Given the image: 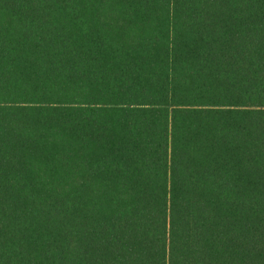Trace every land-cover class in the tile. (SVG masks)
<instances>
[{"label": "trees", "instance_id": "1", "mask_svg": "<svg viewBox=\"0 0 264 264\" xmlns=\"http://www.w3.org/2000/svg\"><path fill=\"white\" fill-rule=\"evenodd\" d=\"M0 264H264V0H0Z\"/></svg>", "mask_w": 264, "mask_h": 264}]
</instances>
